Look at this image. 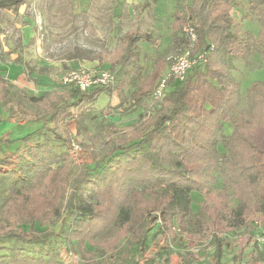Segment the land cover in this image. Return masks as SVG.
I'll return each instance as SVG.
<instances>
[{"label":"trees","instance_id":"16d2710c","mask_svg":"<svg viewBox=\"0 0 264 264\" xmlns=\"http://www.w3.org/2000/svg\"><path fill=\"white\" fill-rule=\"evenodd\" d=\"M183 1L173 14L169 44L183 51L190 44L185 29H191L195 36L191 54H200L202 61L182 82L168 81L153 115L142 114L129 126L106 128L109 149L104 161L116 157L114 167L106 164L94 174L85 170L72 176L67 156L58 153L47 137L28 149L20 176L0 194V241L9 244L0 249V264H62L54 251L44 259L25 254L21 245L47 241L50 234L37 232L35 225L58 222L64 213L70 223L61 234L84 264H95V257L107 255L116 264H137L135 256L146 245L148 224L158 218L163 237L183 244L182 264L199 261V252H192L201 251L204 244L213 248L208 264H224L225 250L234 243L239 256L251 248L247 264H264L258 244L264 230V82H253L242 95L239 81L227 77L229 62L221 65L216 60L217 53L228 61L264 57V0H246L247 12L258 26L255 35L236 30L232 0ZM27 3L0 0V12L17 14ZM139 42L160 45L151 33L130 29L115 49L96 56L99 64L118 69L113 85L85 91L61 88L36 96L0 75V104L21 114L26 105H34L42 126L52 125L54 142L62 141L58 131L67 121L75 123L77 132L86 131L93 116L90 107L102 94L147 111L144 101L161 80L167 61L158 55L143 76ZM9 55L0 40L1 63L23 66L28 75L49 71ZM69 59L87 58L76 52ZM225 126L231 129L229 134L224 133ZM39 133L17 141L26 143ZM192 193L202 196L195 213Z\"/></svg>","mask_w":264,"mask_h":264},{"label":"rangeland","instance_id":"374dc122","mask_svg":"<svg viewBox=\"0 0 264 264\" xmlns=\"http://www.w3.org/2000/svg\"><path fill=\"white\" fill-rule=\"evenodd\" d=\"M232 3L234 6L231 16L236 22V30L241 35L245 32L255 35L258 26L247 12V1L232 0ZM183 4V0H28L25 6L19 8L17 14L8 11L0 12V23L3 29L0 39L3 47L13 51L11 59L18 56L33 67H41V64L49 66L46 67L49 71L39 76L46 77L50 81L45 83L47 87L45 90L52 92L68 88L64 85L63 79L72 70H84L93 74L109 70L116 77L117 68L111 70L104 65L106 69L98 70V66L101 67L102 64L98 63L96 56L103 50L109 52L115 49L120 38L128 30L138 29L160 38V45L155 48L143 42L138 43L142 54L141 64L144 67L142 72L144 76L158 55L161 54L167 58L178 53V50L169 44L172 35L170 25L174 12ZM218 33L222 35L224 32L219 30ZM76 52H81L87 59L81 61L69 59ZM263 58L254 56L247 62L240 59L228 61L221 54H216L219 64L229 62L231 68L228 70L227 77L239 83L252 68L262 62ZM34 74L38 76L36 72ZM25 76L22 89L28 94L38 96L43 90L37 88L30 75L28 77L25 74ZM131 91V88L125 91L128 102H130ZM155 102L150 95L149 99L144 101L146 111L138 106L120 105L115 95L108 97L102 94L100 99H97V102L90 107L93 110V116L87 130L77 132L76 127L74 128L75 123L72 120L67 121L58 131L62 138L61 142L53 141L52 125L42 126L38 121V109L34 105H26L24 114H21L10 106L0 104V127L3 126L0 128L1 142L11 140L9 135L11 130L19 134H26L27 131L40 132L26 143L9 148L0 144V194L20 176L21 164L28 159V149L43 141L44 137L48 138L58 153L67 156L72 176L85 170L94 174L106 164L114 167L116 157L112 158L113 161H104L109 149L108 139L105 137L107 129L110 126L121 128L134 124L145 113L153 115L155 112L153 106L160 101ZM241 108H244L243 102L240 104ZM66 130L68 133L65 132ZM224 133L229 134L230 128L225 126ZM73 145L79 148L76 151L72 150ZM218 148L221 151V147L218 146ZM216 188L220 189V178ZM88 195L87 191L84 197L87 199ZM191 200V209L195 213L202 201V196L192 193ZM154 216L157 217L159 214L155 213ZM69 223L70 217L64 213L58 222L36 224L37 232H46L50 234V237L42 244H22L23 252L29 256L46 259V253L51 250L57 254V259L62 264H84L75 253L72 244L67 242L61 234L62 230L68 228ZM157 223H160L159 218ZM157 223L151 221L148 224L146 245L135 256L137 264H182L179 255H184L186 252L183 244L174 243L163 237ZM229 237L234 238L232 235ZM8 246L6 241H0V249H6ZM250 250V247L246 248L239 256L237 255L238 246L234 243L230 249L225 250L222 261L224 264H247V255ZM198 252L200 260L194 264H208L213 248H207V244H204L201 251L195 249L192 253ZM94 262L95 264H116L114 258L108 255L95 257Z\"/></svg>","mask_w":264,"mask_h":264},{"label":"built area","instance_id":"2783aa9c","mask_svg":"<svg viewBox=\"0 0 264 264\" xmlns=\"http://www.w3.org/2000/svg\"><path fill=\"white\" fill-rule=\"evenodd\" d=\"M38 23V21H37ZM185 32L190 39V44L183 51L178 52L174 55H170L166 58L168 64V71L165 76L161 78L156 88L151 94V98L154 101L159 102L164 96L167 88L168 81L170 79L173 82H182L188 75L189 71L196 67L203 57L200 54H191V47L195 40V36L191 29H185ZM116 82V77L108 70L99 71L96 74L85 72L84 70H72L66 78L63 79V83L68 88H78L81 91H85L92 86L99 85H113ZM155 102V103H156ZM154 107V106H153ZM79 147L76 145L72 146V150H77ZM258 244L264 247V230L261 236L258 238Z\"/></svg>","mask_w":264,"mask_h":264},{"label":"crops","instance_id":"0c3cea01","mask_svg":"<svg viewBox=\"0 0 264 264\" xmlns=\"http://www.w3.org/2000/svg\"><path fill=\"white\" fill-rule=\"evenodd\" d=\"M170 28H171V25H170ZM171 38H172V35H171ZM169 43H170V41H169ZM1 45H2V43H1ZM2 48H3V51L4 52H10L9 58L11 59V57L13 56V51L10 50V49H8V48H5L3 46H2ZM17 57L18 56H16L15 58H17ZM14 59H11V60H14ZM25 63H27V62H25ZM12 64L13 63H1L0 62V75L1 76H4L6 79H8L13 85H15L18 88L22 89V87H23L22 85H24L22 82H23L24 78L26 79L25 74L28 75L27 74V71H26V69L23 66H19V65H15V64L12 65ZM45 65H42L41 64V67H43V68L49 67V66H45ZM104 65H106L108 67L107 69H111V68H109L110 66H109L108 63H103L102 65H100L101 67L98 66V70L99 69H106V68L103 67ZM38 67H40V66H38ZM167 69H168V64H167V67H166L165 71L162 73L161 78L166 75V73H167L166 70ZM36 74H37V72H36ZM28 77H29V75H28ZM31 77L33 78V81L32 82L34 84L36 83L37 88L43 90L40 94H42L44 92H48V90H45V89H47V87H45V85H46L45 83H50V81L46 77H42V76L40 77L39 75L37 76L35 74L33 75V73L30 74V78ZM117 77L118 76L116 75V78ZM29 81H31V80H29ZM255 81H263L264 82V58H263L262 62L257 65V67L252 68L250 70V72L247 74V76L244 77V79H242V81H240V90H241L240 93L242 95H244L245 92H246V90ZM100 97H101V95L98 97V100L100 99ZM137 121H138V119H137ZM130 125H132V124H130ZM0 128H3V126H1ZM74 128H75V126H74ZM4 129H7V128H4ZM230 132H231V129H230ZM28 133L29 132L27 131L26 134H28ZM26 134L25 133L24 134L23 133L19 134V133L14 132L13 130H11L9 132V135H10V139L11 140H7V141L5 140V141L1 142L0 144H3L4 146H7L8 148L11 147V146H13V145L22 144V142L17 141V140L20 139V138H22V137H24ZM21 135H23V136L21 137ZM261 250H262V252L264 254V247Z\"/></svg>","mask_w":264,"mask_h":264}]
</instances>
